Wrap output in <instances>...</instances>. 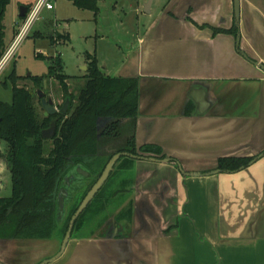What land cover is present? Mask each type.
<instances>
[{
	"label": "crops",
	"instance_id": "obj_1",
	"mask_svg": "<svg viewBox=\"0 0 264 264\" xmlns=\"http://www.w3.org/2000/svg\"><path fill=\"white\" fill-rule=\"evenodd\" d=\"M225 4L213 21L193 19L230 28L231 0ZM242 6V48L264 64V0H242ZM175 23H153L114 75L140 80L138 144L160 146L187 171L213 170L221 157L264 152V72L239 54L232 35ZM196 83L210 86L214 101L201 117L190 98ZM189 103L194 110L185 116ZM146 167L158 172V190L175 196L168 218L178 227L166 235V225H159L152 235L123 244L71 240L53 264H264V157L243 171L201 178H183L168 164L138 163L136 170Z\"/></svg>",
	"mask_w": 264,
	"mask_h": 264
},
{
	"label": "trees",
	"instance_id": "obj_2",
	"mask_svg": "<svg viewBox=\"0 0 264 264\" xmlns=\"http://www.w3.org/2000/svg\"><path fill=\"white\" fill-rule=\"evenodd\" d=\"M70 1L80 10H99L98 0ZM10 3L11 0H0V62L7 51L4 21ZM63 39L65 44L70 40L69 36ZM36 57L49 59L48 76L56 77L72 103V95L64 85L70 77L64 74L61 57ZM87 59V83L67 118L40 115L31 92L16 85L15 71L9 78L13 98L11 104L0 100V142L8 147L6 159L12 178V196L0 198V239H49L54 229L53 198L60 177L69 168V159L76 154L94 153L100 134L98 126L102 122L107 121L106 125L116 128L121 121L138 116L140 80L109 76L101 70L96 57L88 55ZM43 80V77L32 78L37 85ZM53 121L58 132L50 143L43 138L42 131ZM251 162L252 158L219 160L221 168L230 172L246 169Z\"/></svg>",
	"mask_w": 264,
	"mask_h": 264
},
{
	"label": "rangeland",
	"instance_id": "obj_3",
	"mask_svg": "<svg viewBox=\"0 0 264 264\" xmlns=\"http://www.w3.org/2000/svg\"><path fill=\"white\" fill-rule=\"evenodd\" d=\"M37 0H11L6 10L4 25L6 27V53L12 46L19 32L23 19L19 17L20 7L32 6ZM171 0H98L96 11L80 10L70 0H55L53 11L44 10L40 19L33 26L30 34L16 48L13 58L5 64L0 73V100L12 103L13 85L9 79L15 71L16 85L26 88L34 98V105L40 115L41 103L37 96L40 91L63 106L65 92L56 77L48 76L51 66L49 59L60 56L64 64V74L70 77L65 81L68 92L72 95L71 109L77 105V95L87 83L88 55L97 58L102 71L111 76L120 72L126 61V52L130 46H136L137 38L158 21ZM226 0H212L208 8L200 9L196 20L213 21L226 4ZM228 5V3H227ZM150 6V13H147ZM229 11L230 6H227ZM210 17V18H209ZM204 18V19H203ZM208 18V19H207ZM65 36L69 42L63 43ZM5 53V55H6ZM4 55V57H5ZM3 57V59H4ZM2 59V60H3ZM31 75V76H29ZM34 77H43L40 85L32 81ZM7 84V86L5 85ZM107 121L102 122V127ZM120 141V140H118ZM7 144L0 143V197L12 194L11 175L5 159ZM61 236L39 239H12L0 246L5 264H39L55 256L61 249ZM3 258V259H4Z\"/></svg>",
	"mask_w": 264,
	"mask_h": 264
},
{
	"label": "flooded vegetation",
	"instance_id": "obj_4",
	"mask_svg": "<svg viewBox=\"0 0 264 264\" xmlns=\"http://www.w3.org/2000/svg\"><path fill=\"white\" fill-rule=\"evenodd\" d=\"M230 7V28H217L207 24L201 28L212 29L213 36L220 34L232 35L235 38L237 48V37L240 33V28L237 27L235 23L234 0H231ZM242 7L241 3V17L243 10ZM249 59L254 60L250 57ZM39 93H44L40 91L37 92L43 116L45 118H60L62 115L60 111L63 109L64 105L58 107L52 98L46 97L45 94L43 97H40ZM43 99H46L47 101L52 99L58 113L52 116H46L47 111H43ZM67 99L69 98L65 94L64 104ZM71 106L72 103H70L67 114L62 116L67 118L69 112H73L74 109L72 110ZM193 110V104L189 103L185 108V116H190ZM139 113L140 87L139 111L137 118L123 120L116 128L112 126L110 127L108 124V126L106 125L105 127L99 125L98 132L100 134L96 140V149L94 153L88 155L76 154L69 159V168L66 173L60 177L54 194L53 200L55 205L54 217L52 219L54 229L52 235L48 238H52L54 235H59L61 236V242H63L69 231L72 219L78 212L87 195L101 179L108 164L116 156L119 157L108 179L85 210L75 220L70 241L93 237L105 242L120 241L123 244V242L129 241L132 238H141L143 234L147 236L152 235L155 233L159 225H166V228H164V234L166 235L178 227V224L170 225L169 221L171 220L168 218L173 217L172 210L174 207L175 196L167 194L169 190L165 187L162 190H158V172L151 167H146V169L143 170H136L138 163L152 166L159 164L174 165L183 178H201L214 176L213 172L216 171H219V174H233L240 172H230L222 169L219 164V160L222 158H252L251 164H253V161L261 155L264 157V152L257 156L221 157L217 160L216 166L213 170L205 169L202 171H187L179 160L169 157L164 153V150L160 146L154 144H138L136 140V129ZM52 123L56 124L55 136L51 139H45L43 137L50 143L57 136V123L55 121L50 122L49 126L44 129L48 130ZM7 152L8 147L5 154L2 153V155L5 156V159H2L1 161L7 165V170L11 175L6 159ZM193 173H199L202 176L191 177L190 175ZM2 189L3 185L0 184V190Z\"/></svg>",
	"mask_w": 264,
	"mask_h": 264
},
{
	"label": "water",
	"instance_id": "obj_5",
	"mask_svg": "<svg viewBox=\"0 0 264 264\" xmlns=\"http://www.w3.org/2000/svg\"><path fill=\"white\" fill-rule=\"evenodd\" d=\"M235 2V23L236 26L240 28L241 23V3L242 0H234ZM212 3V0H171L170 3L166 6V8L163 11L162 16L157 21L156 27L163 28L168 27L171 25L172 21H175V25H177L179 22L182 21H188L194 26L202 27L206 24L199 25L197 22L193 19L194 16L197 15L198 11L200 9L208 8V5ZM29 7L28 6H21L19 10V17L25 18L28 13ZM221 10V9H220ZM147 13H150V6H147ZM237 50L239 54H241L248 62L253 64L254 66L258 67L259 69H262L264 71V65L261 64L257 59L251 60L249 59L248 55L246 54L245 50L242 48L241 45V34H238L237 37ZM30 76V75H29ZM115 77V76H113ZM116 78H138V77H116ZM139 79V78H138ZM210 86H208L205 83H196L195 86L191 89L190 92V98L194 101V103L197 106V112L196 116L201 117L207 113V111L210 109V107L214 104V101L210 98ZM40 97H43L44 94L39 93ZM70 99L66 100V103L63 106V109L60 111L62 115H66L68 112V108L70 106ZM43 105V111H47L46 116H52L58 113V110L54 106V102L52 99L47 101L46 99H43L42 101ZM56 134V124L52 123L51 127L48 130H44L42 132V135L45 139H51ZM119 156H116L107 166L105 169L101 179L98 181V183L95 185V187L92 189V191L87 195L86 199L82 203L81 207L79 208L78 212L74 216V218L71 221L69 231L66 234L65 239L63 240L61 244L60 251L53 256L52 258L46 259L45 261L39 263V264H53L59 259L62 258V256L65 254V251L68 247V244L70 243L71 238V232L75 223V220L79 217V215L85 210V208L88 206V204L92 201V199L95 197V195L98 193L102 185L106 182L108 179L110 173L113 170V167L117 161ZM263 155H261L259 158H262ZM259 158L255 159L253 161V164L256 163ZM167 162V161H166ZM251 164V165H253ZM219 171L213 172V175H218ZM191 177H200L202 176L199 173H193L190 175ZM12 241V239H0V245L6 241ZM2 248L0 246V264H5L4 261L6 260L4 258V255L2 253ZM4 258V259H3ZM8 264H10L8 262ZM38 264V263H37Z\"/></svg>",
	"mask_w": 264,
	"mask_h": 264
},
{
	"label": "built area",
	"instance_id": "obj_6",
	"mask_svg": "<svg viewBox=\"0 0 264 264\" xmlns=\"http://www.w3.org/2000/svg\"><path fill=\"white\" fill-rule=\"evenodd\" d=\"M54 1L55 0H37L35 4L31 7L29 6L28 13L26 17L23 18V23L17 24V26H19V32L16 39L6 53L4 59L0 62V73L2 67L13 58L17 46L28 37L35 23L39 21L41 13L44 10L52 11L55 9Z\"/></svg>",
	"mask_w": 264,
	"mask_h": 264
}]
</instances>
